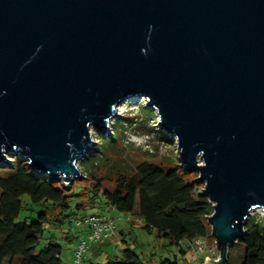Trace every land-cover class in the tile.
I'll return each instance as SVG.
<instances>
[{"label":"water","instance_id":"95a60500","mask_svg":"<svg viewBox=\"0 0 264 264\" xmlns=\"http://www.w3.org/2000/svg\"><path fill=\"white\" fill-rule=\"evenodd\" d=\"M140 95L213 205L204 264H228L264 219V0H0V160L72 183Z\"/></svg>","mask_w":264,"mask_h":264},{"label":"trees","instance_id":"16d2710c","mask_svg":"<svg viewBox=\"0 0 264 264\" xmlns=\"http://www.w3.org/2000/svg\"><path fill=\"white\" fill-rule=\"evenodd\" d=\"M106 138L114 140L116 136ZM120 149L125 150V146ZM95 152L88 171L68 185L62 179L35 171L27 159L16 153L7 155L10 162L0 161V264H65L62 245L54 241L53 234L42 247L40 244L51 221L64 222L65 217L75 214V208L82 209L83 203L73 205L74 197L84 199L91 206L101 203L134 214L142 221L138 225V220L133 219V225L167 239L168 244L177 246L184 255L192 254L196 237H211L208 216L213 205L201 194L197 174H190L179 164L166 166L148 160L135 166L121 167L113 163L104 169L96 162L97 155L105 156V160H111V156L101 154L97 148L84 160ZM94 169L97 172H93ZM80 180L90 185H84V190L79 191ZM24 197L32 203L51 205L53 212H40L31 221L18 220ZM245 229V234L237 241L245 246L243 258L235 262L229 257L228 264H264V219L250 218ZM186 242L188 246L184 248ZM139 248L145 249L144 245L123 247L109 255L106 262L91 264H179L177 257L157 259L152 256L154 253L144 261L141 255L144 252H139Z\"/></svg>","mask_w":264,"mask_h":264},{"label":"rangeland","instance_id":"374dc122","mask_svg":"<svg viewBox=\"0 0 264 264\" xmlns=\"http://www.w3.org/2000/svg\"><path fill=\"white\" fill-rule=\"evenodd\" d=\"M117 113L118 114H115L111 118L106 133L99 132L94 126H91L90 128L93 139L95 140L93 148H97L101 154H108L111 156V160H105V156H101L99 153L96 162H98L100 167L108 169L113 163L121 167L135 166L141 161L148 160L163 163L166 166L179 164L184 168L179 160L180 153L176 137L160 126L158 113L153 107L147 105L144 95L121 100L117 105ZM114 134L116 136L114 140L106 138V136L112 137ZM122 145L125 146V150L120 149ZM11 153L15 152L10 151L8 153H3L5 159L0 161L10 162V158L7 155H10ZM96 154V152L91 153L86 161L84 159L87 156L78 162L79 168L81 169V174L78 179H81L91 167L89 161L95 159ZM93 172H97V170L94 169ZM188 172L190 174H197L198 178V171L188 170ZM80 181L81 182L77 185L79 191L84 190V185H90V182L83 180ZM200 184L203 187L204 182L200 181ZM107 185L110 187L112 186L109 183ZM72 200L73 205L76 204V202L78 204L83 203L84 205L82 206V209L75 208V214L72 213L71 216L65 217L64 222L60 223L51 221L49 227L45 230L44 237L41 239L40 244V247H42L48 241V237L53 234L54 241L62 245L61 256L65 264H73L74 252L77 244L80 242L79 240L86 237L90 231V226L88 224L82 223L81 225H76V220L84 219L87 214L94 211L98 213H110L116 220L115 233L120 229H125L126 239L128 241L131 242L135 237H138L140 242L139 246L144 245L145 247L143 251L139 248V252H144L143 254L141 253L144 257V261H147L148 256L154 253L152 256L157 259L166 257L174 259L177 257L179 264H196L190 261V252H187L185 255L181 254L177 246L168 244L167 239L157 236L155 232H148L140 226L132 227V220H138L137 218H139H136L134 214L131 215V218L129 219L128 215L130 214L120 212L108 205L97 203L94 206H91L84 201V199L81 200L79 197H74ZM51 208V205L32 203L27 197H24L23 208L20 211L18 220L25 219L31 221L32 219H36L39 213L43 211H48L49 214H51L53 212ZM111 208L113 210H111ZM252 217L263 219L260 210L253 211L250 218ZM139 221L140 220L136 221V224L141 225L142 220ZM81 234L84 235L80 237ZM111 238L112 237L104 238L99 242L92 243L83 257L82 264L106 262L108 259L106 251L111 249V247L106 244L105 248L97 249V243L108 241ZM208 243L210 246L212 245L211 247H213L214 250L216 249L211 256L218 255L215 239L212 236L209 237ZM119 244L121 245L122 243L120 242ZM187 246L188 242L183 245L184 248ZM116 247L117 246H114L113 249L116 250ZM244 252V244L241 242H235L230 246L228 256L233 261L239 262L243 258Z\"/></svg>","mask_w":264,"mask_h":264},{"label":"built area","instance_id":"2783aa9c","mask_svg":"<svg viewBox=\"0 0 264 264\" xmlns=\"http://www.w3.org/2000/svg\"><path fill=\"white\" fill-rule=\"evenodd\" d=\"M131 218V215H128ZM141 221V218H137ZM86 223L90 226L87 236L80 240L74 252L73 264H82L83 257L92 243L104 238H110L115 234L116 220L109 213H98L96 211L87 214L84 219H77L76 225ZM209 237H196L192 243V254L190 261L196 264H204V260L216 251L208 243ZM214 255L212 257H217Z\"/></svg>","mask_w":264,"mask_h":264},{"label":"crops","instance_id":"0c3cea01","mask_svg":"<svg viewBox=\"0 0 264 264\" xmlns=\"http://www.w3.org/2000/svg\"><path fill=\"white\" fill-rule=\"evenodd\" d=\"M114 209V208H113ZM112 208H111V210H113ZM133 226H137V225H132V227ZM133 230V229H132ZM83 233V232H82ZM86 234H87V232H86ZM84 235V234H83ZM82 234H81V236L80 237H82L83 236ZM86 236V235H85ZM80 237H79V239H80ZM83 238H85V237H83ZM78 241V240H77ZM80 241V240H79ZM122 243L121 245L119 244V243ZM106 244H108L110 247H111V249H109L108 251H106V254H107V256H112L113 254H115V253H117V252H119V250L121 249V248H123V247H138L139 246V244H140V242H139V240H138V237H135L131 242L130 241H128L127 239H126V230L125 229H120L119 231H117L115 234H114V236H112V238L110 239V240H108V241H104V242H100V243H97V249H103V248H105V246H106ZM114 246H117L116 247V250H114L113 248H114Z\"/></svg>","mask_w":264,"mask_h":264}]
</instances>
